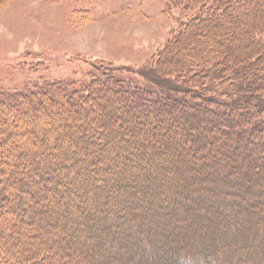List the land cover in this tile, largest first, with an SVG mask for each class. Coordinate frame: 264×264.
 I'll return each mask as SVG.
<instances>
[{
  "label": "trees",
  "instance_id": "obj_1",
  "mask_svg": "<svg viewBox=\"0 0 264 264\" xmlns=\"http://www.w3.org/2000/svg\"><path fill=\"white\" fill-rule=\"evenodd\" d=\"M171 1L186 16L169 42L182 39L178 65L164 58L169 44L145 71L86 60L54 78L42 60L22 61L39 74L0 87V125L11 128L0 131V264H264V216L252 211L264 205V0ZM210 25L217 40L190 50L197 29L208 34ZM236 29L247 42L231 46ZM48 109L56 111L48 116ZM89 113L100 126L81 118ZM125 138L130 145L119 148ZM50 164L67 166L65 179L77 171L82 182L67 188L70 196L47 191L58 175L48 173ZM233 182L248 203L225 188ZM220 199L237 218L216 217L211 208L222 209ZM201 218L208 223L191 227ZM47 220L54 231L41 228ZM207 227L212 238L234 233L243 241L195 244Z\"/></svg>",
  "mask_w": 264,
  "mask_h": 264
},
{
  "label": "rangeland",
  "instance_id": "obj_2",
  "mask_svg": "<svg viewBox=\"0 0 264 264\" xmlns=\"http://www.w3.org/2000/svg\"><path fill=\"white\" fill-rule=\"evenodd\" d=\"M84 10L89 11L88 16L84 13ZM185 17L181 9L177 8L171 0H7L3 6H0V87L8 88L15 83L17 84L23 80L31 79L33 75L37 76L39 74L33 73L31 75L28 69L20 67L18 63L22 61H32L31 63L35 64L42 60L46 65H49L50 75L54 78L67 77V75H70L68 70H74L73 68L75 67L81 68L83 66L82 61L86 60L88 61V65L95 61H105L112 62L116 66L142 68L145 71L149 70V62L155 54L162 51L165 45L169 44L164 58L172 64L178 65L184 60L180 58L181 54H179L183 46L182 39H179L175 43L172 42L173 44L169 42L172 41L174 31L178 28L180 21ZM214 27L216 26L210 25L208 34H206V30L203 28L201 30L200 28L197 29L195 36L190 39L192 43L186 44L188 47L190 45L189 49L194 48L193 42L197 47L199 46L198 48L212 46L210 43L211 40H217V38L213 39L211 35V31L213 32L215 29ZM200 31H202V34L199 33ZM221 35L224 38L222 32ZM244 38L245 36L240 32V29H236L232 39L230 40V37H228L227 40H230L231 46H233L237 45V43H246V38ZM178 48L179 52H176L175 50ZM75 60L81 61L77 63ZM53 111L55 112L56 110L48 109L46 115L51 116ZM34 113L36 115L37 110ZM91 114H81L83 116L81 118H90L89 120L95 126H100L99 118ZM160 124L161 120L152 119V125L154 127ZM200 125H203V121H201ZM142 127V131L146 130L145 126ZM8 129H11L10 126L0 125L1 132ZM41 129L40 125L38 128L35 127L34 134L41 133L39 132ZM108 129L111 130L110 134L116 133L114 124L109 126ZM186 129L188 128L186 127ZM196 129L194 127V131ZM173 130L172 132L176 134L175 136H178V133L181 132L177 126L173 127ZM137 136L138 133L133 132L127 137L133 138ZM116 137L117 135L114 136V138ZM105 138H107L106 135H97L95 140L104 141ZM128 138L124 139L123 145H119L121 143H119L120 139L118 138L119 144L117 146L119 148L129 146L130 141L127 140ZM192 138L197 141L200 139L196 132H194ZM215 145L217 143H213L212 147ZM161 148L166 150V157L169 155L173 156L175 153L174 148L171 146L167 149L166 146H162ZM175 149L181 152L179 147H175ZM195 155L197 154L193 153V156ZM205 155L211 159L215 157L212 153H205ZM195 157L199 160H205L204 158H206L202 154ZM200 163L201 161H198L197 165H201ZM48 168L47 171L49 174H51L50 172L58 174V177L55 175L52 180L47 182L49 185H46V187H49L47 191L50 195H52L51 192L53 191L55 197H62V194L70 196L69 190L71 188L74 190L77 189V184L82 182L79 180L80 183H76V179L79 177H76L77 171L76 173H71L69 178L65 179L67 175L64 176V174L67 173V166L65 167L63 164L57 167L50 164ZM71 168H75V166L71 165ZM227 170L229 171V167L225 168V171ZM48 173L44 172L45 175ZM234 176L235 174H231V178L236 179ZM242 176L243 174L240 173L237 178H242ZM56 179L59 180L56 181ZM247 183L249 182L244 179L243 184L248 185ZM239 184V182H233L232 184L225 183V186L222 183H217V188H221L222 185L225 188L227 187L234 196L239 195V198L244 199L241 204H246L249 202V198L244 193L238 194V191H242L239 188ZM63 187H66L64 191H68V193L62 190ZM69 187L70 189H67ZM253 189L251 188V192ZM222 195L220 194L218 196ZM216 203L223 207L217 211V206L215 207V202H213L216 209H211L215 212L216 217L222 215L225 218L226 214H228L227 216L229 218L233 217L232 220L238 217V213L233 211L232 213L229 205L222 203V199ZM258 204L253 206V209L251 208L254 212L253 216L258 215L263 217L264 205ZM208 220V218H201L196 223H192L191 227H200L201 223L204 221L208 223ZM185 222L187 221L183 223ZM54 224H50L49 220H47L44 223L45 226H41V228L45 232H52L54 231ZM206 232L205 238H193V242L200 245L204 241H210L211 244L214 241L218 242L220 247L218 239L225 240L231 244L233 242L235 244L236 239L239 240L238 242L243 241L242 238H232L234 233L228 237L225 234L223 238H212L214 232L211 227H207ZM161 239L165 240V238ZM82 244L85 245V242H82ZM227 245L228 251L232 253L231 257L235 258L238 256V253L233 250L235 245ZM219 250H217V253ZM215 252L213 251L212 254ZM121 259L123 261L124 257L121 256Z\"/></svg>",
  "mask_w": 264,
  "mask_h": 264
}]
</instances>
